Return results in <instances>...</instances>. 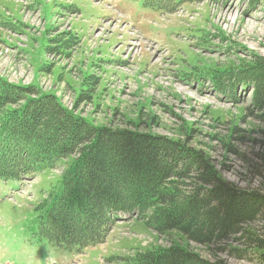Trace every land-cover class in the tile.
I'll return each mask as SVG.
<instances>
[{
  "label": "rangeland",
  "instance_id": "obj_1",
  "mask_svg": "<svg viewBox=\"0 0 264 264\" xmlns=\"http://www.w3.org/2000/svg\"><path fill=\"white\" fill-rule=\"evenodd\" d=\"M95 3L0 0L1 79L50 95L94 127L179 141L204 158L211 175L263 198L264 0ZM75 158L20 180L0 178V264H142V254L168 249L205 264L262 263L255 239L264 238V211L238 224V240L201 243L189 231L155 229L156 206L118 217L104 240L82 253L50 243L38 233V216L55 202ZM182 162L178 171L186 169ZM187 171L170 178L185 191L200 182L198 172Z\"/></svg>",
  "mask_w": 264,
  "mask_h": 264
},
{
  "label": "trees",
  "instance_id": "obj_2",
  "mask_svg": "<svg viewBox=\"0 0 264 264\" xmlns=\"http://www.w3.org/2000/svg\"><path fill=\"white\" fill-rule=\"evenodd\" d=\"M33 90L0 77V178L21 179L66 155L76 157L55 202L38 216L40 234L49 241L82 249L102 242L118 217L141 215L156 206L153 216L159 228L155 229L189 231L201 243L238 240L235 235L242 231L239 225L264 211V197L217 179L204 158L179 141L94 127L64 110L50 95ZM29 94L34 96L26 99ZM253 95L259 105L258 95ZM19 100L24 101L17 108L5 109ZM178 160H183L185 170L178 171ZM189 169L200 176V182L189 187L195 188L191 192L182 189L181 181L170 179L181 178ZM201 183L211 186L202 189ZM238 201L239 209L229 219L228 212ZM198 215L199 222L195 219ZM255 242L264 264V238H256ZM142 262L205 264L196 255L178 249L144 253Z\"/></svg>",
  "mask_w": 264,
  "mask_h": 264
},
{
  "label": "crops",
  "instance_id": "obj_3",
  "mask_svg": "<svg viewBox=\"0 0 264 264\" xmlns=\"http://www.w3.org/2000/svg\"><path fill=\"white\" fill-rule=\"evenodd\" d=\"M95 1H97V0H92V3L96 4ZM100 1H102L103 3H104V1H106V2H121V3H123V2H126V1H130V0H100ZM100 6H101V5H100ZM104 7H105L106 9H110V8H108L105 4H104ZM107 13H109V14H111L113 17H115V13H114V11H107Z\"/></svg>",
  "mask_w": 264,
  "mask_h": 264
},
{
  "label": "bare ground",
  "instance_id": "obj_4",
  "mask_svg": "<svg viewBox=\"0 0 264 264\" xmlns=\"http://www.w3.org/2000/svg\"><path fill=\"white\" fill-rule=\"evenodd\" d=\"M228 11V8H225L224 11H221V19H226V17L228 16L226 13Z\"/></svg>",
  "mask_w": 264,
  "mask_h": 264
}]
</instances>
